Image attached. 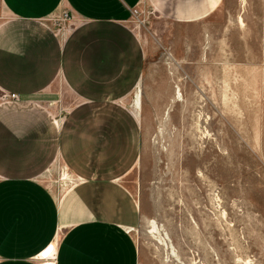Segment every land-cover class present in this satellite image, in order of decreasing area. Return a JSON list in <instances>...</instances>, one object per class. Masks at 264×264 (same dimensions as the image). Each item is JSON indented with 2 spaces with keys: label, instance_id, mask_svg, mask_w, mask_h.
<instances>
[{
  "label": "crops",
  "instance_id": "0c3cea01",
  "mask_svg": "<svg viewBox=\"0 0 264 264\" xmlns=\"http://www.w3.org/2000/svg\"><path fill=\"white\" fill-rule=\"evenodd\" d=\"M144 1L182 26L222 2L0 0V92L19 96L0 103V264H40L52 245L54 264H139V206L122 180L141 155L124 101L143 77L128 22ZM65 11L80 25L64 39L45 22ZM48 104L64 112L59 126ZM57 169L70 181L62 193L37 179Z\"/></svg>",
  "mask_w": 264,
  "mask_h": 264
},
{
  "label": "rangeland",
  "instance_id": "374dc122",
  "mask_svg": "<svg viewBox=\"0 0 264 264\" xmlns=\"http://www.w3.org/2000/svg\"><path fill=\"white\" fill-rule=\"evenodd\" d=\"M55 21L45 24L64 39L80 25ZM128 25L145 53L124 101L142 131L140 160L122 180L139 206V264H264V0H222L185 26L144 1ZM62 169L37 179L62 193Z\"/></svg>",
  "mask_w": 264,
  "mask_h": 264
},
{
  "label": "built area",
  "instance_id": "2783aa9c",
  "mask_svg": "<svg viewBox=\"0 0 264 264\" xmlns=\"http://www.w3.org/2000/svg\"><path fill=\"white\" fill-rule=\"evenodd\" d=\"M133 13H135V10L133 11ZM72 18L73 15L65 11L62 12L57 17H53L50 19H56L55 21L56 25L58 26V28L61 29V31H63L64 24H69ZM4 98H5V102L19 101V96L13 93L6 94ZM55 251L56 249L54 248L53 245L49 246L45 252H43L42 254H40V256L36 258V261L40 262V264H54L53 260L55 259Z\"/></svg>",
  "mask_w": 264,
  "mask_h": 264
},
{
  "label": "bare ground",
  "instance_id": "6f19581e",
  "mask_svg": "<svg viewBox=\"0 0 264 264\" xmlns=\"http://www.w3.org/2000/svg\"><path fill=\"white\" fill-rule=\"evenodd\" d=\"M178 92V91H177ZM178 98H180V94H178V96H177V99ZM62 178H63V180H67L69 177H68V175H66V173L64 172V170H62ZM151 226H152V230L154 231V232H157V226H156V224L154 223V222H152V224H151ZM161 238V237H160ZM160 241V240H159ZM161 241L163 242V243H165L166 245H167V240H166V238H164L163 236H162V238H161ZM171 256H173V255H171ZM173 258V257H172ZM174 259V258H173ZM175 260H178V259H176L175 258Z\"/></svg>",
  "mask_w": 264,
  "mask_h": 264
}]
</instances>
